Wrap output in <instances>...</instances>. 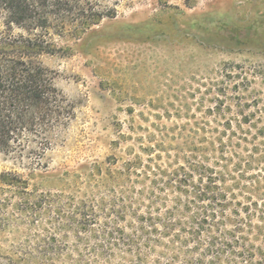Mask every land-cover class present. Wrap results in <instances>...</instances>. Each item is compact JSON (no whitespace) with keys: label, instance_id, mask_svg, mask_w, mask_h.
I'll use <instances>...</instances> for the list:
<instances>
[{"label":"rangeland","instance_id":"obj_1","mask_svg":"<svg viewBox=\"0 0 264 264\" xmlns=\"http://www.w3.org/2000/svg\"><path fill=\"white\" fill-rule=\"evenodd\" d=\"M117 10L61 39L66 54L44 57L74 118L44 168L30 171L0 153V174L28 183H0V264L35 251L88 261L96 250L114 251L109 264H264L256 251L264 231V0H118ZM193 166L207 172L203 184L208 169L223 179L221 232L235 227L234 210L249 207L239 251H190L192 242L173 251L162 242L144 247L141 261L124 246H96L105 221L116 219L107 215L113 207L133 195L144 213L154 185ZM82 205L95 207L86 232L72 218ZM128 220L118 228L128 232Z\"/></svg>","mask_w":264,"mask_h":264},{"label":"trees","instance_id":"obj_2","mask_svg":"<svg viewBox=\"0 0 264 264\" xmlns=\"http://www.w3.org/2000/svg\"><path fill=\"white\" fill-rule=\"evenodd\" d=\"M117 7L118 0H0V153L27 165L30 171L46 166V155L74 118V107L56 87V73L44 57L66 54L59 45L61 39L83 35L103 20L115 18ZM208 170L204 184L202 174L207 172H200L197 166L171 173L161 180L162 186L154 185L145 199L144 213L138 212L140 206L135 207L134 196H127L126 204L107 214L116 219L105 221L96 246H124L128 251L121 252L134 254L141 261L140 251L162 242L173 251H182V245L190 242V251H239L243 246L239 237L242 213L250 217L249 207L234 210L235 227L221 232V225H225L221 223L227 219V195L219 188L221 175L215 177ZM0 183L15 188L28 185L17 174L9 173L0 174ZM94 209L86 205L76 208L72 218H79L77 228L87 231L88 216L93 217ZM118 219H129L128 232L118 228ZM216 219L221 223L216 224ZM260 219L264 230V214ZM213 228L216 234L211 233ZM261 234L263 245L256 251H264V231ZM113 254L91 251L92 259L87 261L82 255L65 260L61 251H35L11 258L7 264H109Z\"/></svg>","mask_w":264,"mask_h":264}]
</instances>
